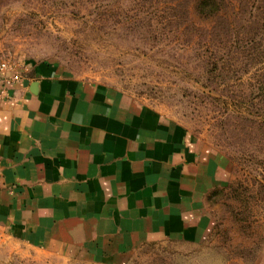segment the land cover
<instances>
[{"label":"rangeland","instance_id":"rangeland-1","mask_svg":"<svg viewBox=\"0 0 264 264\" xmlns=\"http://www.w3.org/2000/svg\"><path fill=\"white\" fill-rule=\"evenodd\" d=\"M176 2L0 0V63L56 62L160 109L230 161L228 184L207 196L202 242H147L125 264H264V58L248 47L264 45V8L237 0L231 15L186 21ZM0 264L96 263L0 227Z\"/></svg>","mask_w":264,"mask_h":264},{"label":"crops","instance_id":"crops-1","mask_svg":"<svg viewBox=\"0 0 264 264\" xmlns=\"http://www.w3.org/2000/svg\"><path fill=\"white\" fill-rule=\"evenodd\" d=\"M0 78V227L14 239L96 264L141 244L202 242L208 194L230 161L181 122L56 62Z\"/></svg>","mask_w":264,"mask_h":264},{"label":"trees","instance_id":"trees-1","mask_svg":"<svg viewBox=\"0 0 264 264\" xmlns=\"http://www.w3.org/2000/svg\"><path fill=\"white\" fill-rule=\"evenodd\" d=\"M255 1L262 4L264 8V0H240V4L242 2H246L244 3V5H242V7L244 8L250 4H253ZM174 5H180L185 8L184 12L186 14V21H188L191 13H194L201 19L217 18L221 16L224 17L229 14L231 15V13L233 14L236 12L237 0H177ZM262 13L264 14V9ZM258 27L259 31H263L262 41H264V15L261 16ZM249 34L250 32L246 34L247 39H249ZM251 41L252 45L248 47H250V49H253L256 55L264 58V45L262 44V42L254 40Z\"/></svg>","mask_w":264,"mask_h":264},{"label":"built area","instance_id":"built-area-1","mask_svg":"<svg viewBox=\"0 0 264 264\" xmlns=\"http://www.w3.org/2000/svg\"><path fill=\"white\" fill-rule=\"evenodd\" d=\"M0 78L5 86H12L23 78V70L19 62L2 61L0 63Z\"/></svg>","mask_w":264,"mask_h":264}]
</instances>
